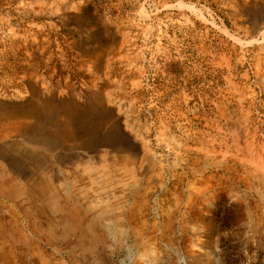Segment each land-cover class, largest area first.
Segmentation results:
<instances>
[{"label": "rangeland", "instance_id": "1", "mask_svg": "<svg viewBox=\"0 0 264 264\" xmlns=\"http://www.w3.org/2000/svg\"><path fill=\"white\" fill-rule=\"evenodd\" d=\"M0 170V264H264V0H0Z\"/></svg>", "mask_w": 264, "mask_h": 264}, {"label": "crops", "instance_id": "2", "mask_svg": "<svg viewBox=\"0 0 264 264\" xmlns=\"http://www.w3.org/2000/svg\"><path fill=\"white\" fill-rule=\"evenodd\" d=\"M7 183L8 187L5 189L4 184ZM0 195L10 199L25 200L30 194L28 190L24 188L22 183L10 174H5L0 170ZM69 195H73V190L69 191ZM18 223V217L11 207H6L5 209H0V242L6 239L8 226L16 227Z\"/></svg>", "mask_w": 264, "mask_h": 264}, {"label": "trees", "instance_id": "3", "mask_svg": "<svg viewBox=\"0 0 264 264\" xmlns=\"http://www.w3.org/2000/svg\"><path fill=\"white\" fill-rule=\"evenodd\" d=\"M98 1H101V0H93V2H98ZM92 6L93 5H91V2H89L88 5H87V7L90 8V9H92Z\"/></svg>", "mask_w": 264, "mask_h": 264}, {"label": "built area", "instance_id": "4", "mask_svg": "<svg viewBox=\"0 0 264 264\" xmlns=\"http://www.w3.org/2000/svg\"><path fill=\"white\" fill-rule=\"evenodd\" d=\"M4 202V199L0 196V205Z\"/></svg>", "mask_w": 264, "mask_h": 264}]
</instances>
